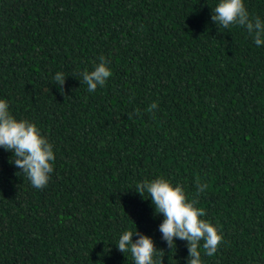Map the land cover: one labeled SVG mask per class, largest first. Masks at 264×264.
Returning <instances> with one entry per match:
<instances>
[{"label": "trees", "instance_id": "16d2710c", "mask_svg": "<svg viewBox=\"0 0 264 264\" xmlns=\"http://www.w3.org/2000/svg\"><path fill=\"white\" fill-rule=\"evenodd\" d=\"M219 2L0 0V99L56 156L38 189L0 146V264H134L116 244L137 227L187 264L135 189L161 176L189 199L208 184L197 206L224 239L211 257L201 242L203 264H264V44L213 21ZM244 2L264 21V0ZM101 56L112 75L90 92Z\"/></svg>", "mask_w": 264, "mask_h": 264}, {"label": "clouds", "instance_id": "9594fccd", "mask_svg": "<svg viewBox=\"0 0 264 264\" xmlns=\"http://www.w3.org/2000/svg\"><path fill=\"white\" fill-rule=\"evenodd\" d=\"M212 20L220 27L231 25L243 27L253 37L257 46L264 44V21L259 17H250L244 0H220L213 9ZM111 61L104 56L94 69L82 73V82L92 92L98 86L106 83L112 75L109 67ZM58 85L63 86L66 77L58 72L55 77ZM156 104L149 107L155 109ZM0 146L13 153L10 162L26 173L34 188H43L54 171L56 156L53 144L42 134L35 122L28 119H17L10 111L6 100L0 99ZM196 193L189 199L183 185H174L165 177L139 182L136 191L145 197H150L155 206L156 214H162L164 219L159 226L162 239L169 248L176 247V240H186L189 248L187 264H203L201 242L204 254L211 257L216 254L223 242V234L210 220L205 219V209L198 207V196L208 188L207 183L196 181ZM138 236V239H133ZM118 250L127 254L130 252L134 264H163L161 249L156 247L154 239L141 234L138 230L124 231L117 242ZM160 256L161 259H156Z\"/></svg>", "mask_w": 264, "mask_h": 264}]
</instances>
